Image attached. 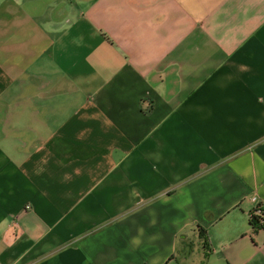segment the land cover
<instances>
[{
  "label": "crops",
  "instance_id": "obj_1",
  "mask_svg": "<svg viewBox=\"0 0 264 264\" xmlns=\"http://www.w3.org/2000/svg\"><path fill=\"white\" fill-rule=\"evenodd\" d=\"M264 0H0V264H264Z\"/></svg>",
  "mask_w": 264,
  "mask_h": 264
},
{
  "label": "built area",
  "instance_id": "obj_2",
  "mask_svg": "<svg viewBox=\"0 0 264 264\" xmlns=\"http://www.w3.org/2000/svg\"><path fill=\"white\" fill-rule=\"evenodd\" d=\"M257 213H258V215L257 216L254 215V216H252V218L253 217H258V218L262 217L263 219L260 220V224H261L260 227L264 228V207L258 208Z\"/></svg>",
  "mask_w": 264,
  "mask_h": 264
},
{
  "label": "trees",
  "instance_id": "obj_3",
  "mask_svg": "<svg viewBox=\"0 0 264 264\" xmlns=\"http://www.w3.org/2000/svg\"><path fill=\"white\" fill-rule=\"evenodd\" d=\"M263 219L262 217L261 218H258V217H253L252 218V223L256 226H260V220Z\"/></svg>",
  "mask_w": 264,
  "mask_h": 264
}]
</instances>
